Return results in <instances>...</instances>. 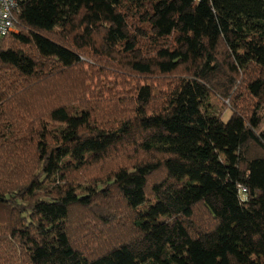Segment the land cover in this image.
<instances>
[{
	"label": "trees",
	"instance_id": "obj_1",
	"mask_svg": "<svg viewBox=\"0 0 264 264\" xmlns=\"http://www.w3.org/2000/svg\"><path fill=\"white\" fill-rule=\"evenodd\" d=\"M210 91L253 113L224 122ZM263 119L264 0H24L0 37V264H264Z\"/></svg>",
	"mask_w": 264,
	"mask_h": 264
},
{
	"label": "rangeland",
	"instance_id": "obj_2",
	"mask_svg": "<svg viewBox=\"0 0 264 264\" xmlns=\"http://www.w3.org/2000/svg\"><path fill=\"white\" fill-rule=\"evenodd\" d=\"M137 2L139 3V5L141 6V8H147L149 5L150 0H137ZM243 58V56H239L238 57V61H240ZM113 76L115 75H110L106 78V84L107 85H111L114 86V88H117V90L119 91H124L126 88H130V83H128L127 85H120L117 83L111 84L110 83V79L108 78H113ZM176 78L178 77H173L172 75L166 76V77H158L155 78V86H159V88H161L162 93H164L166 90H168L169 88H171V86H169V82H173L176 80ZM161 81V82H159ZM162 82H164L162 84ZM162 84V85H161ZM172 85V84H170ZM99 89H97L96 92H98ZM101 93L106 94V96H109V92L104 91V90H100ZM223 94V93H221ZM256 102V99L252 98L250 95H247V93L243 92L241 94H238L236 96H234V98H223L220 95L213 93L210 91L209 93V97L206 100V103H208L209 107L208 109H210L211 112L215 113L216 115H218V117H220L224 122L227 121L230 117L231 114L234 113L235 109H238L242 112H248V114H252V105ZM250 130L261 140H263V145H264V119L262 121H260L259 123H257L256 125H254L253 127L250 128ZM92 146H95V143H93ZM237 159L236 155L233 158L232 162H235Z\"/></svg>",
	"mask_w": 264,
	"mask_h": 264
},
{
	"label": "built area",
	"instance_id": "obj_3",
	"mask_svg": "<svg viewBox=\"0 0 264 264\" xmlns=\"http://www.w3.org/2000/svg\"><path fill=\"white\" fill-rule=\"evenodd\" d=\"M24 0H0V37L18 32V13Z\"/></svg>",
	"mask_w": 264,
	"mask_h": 264
}]
</instances>
